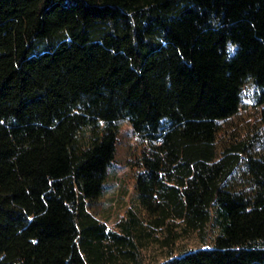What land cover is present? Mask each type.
<instances>
[{"label":"trees","instance_id":"1","mask_svg":"<svg viewBox=\"0 0 264 264\" xmlns=\"http://www.w3.org/2000/svg\"><path fill=\"white\" fill-rule=\"evenodd\" d=\"M247 77L258 122L227 131ZM120 117L146 222L111 227ZM209 225L155 264H264V0H0V264H142Z\"/></svg>","mask_w":264,"mask_h":264},{"label":"rangeland","instance_id":"2","mask_svg":"<svg viewBox=\"0 0 264 264\" xmlns=\"http://www.w3.org/2000/svg\"><path fill=\"white\" fill-rule=\"evenodd\" d=\"M254 91L255 85L251 78L247 77L240 85V107L233 115L222 121L227 131L258 122L257 106L252 103ZM115 125L117 132L114 156L107 166L103 189L89 207L95 215L104 219L111 227L115 226L120 217L126 215L128 209L137 212L142 221L146 222V215L140 206L135 188L134 173L137 167L132 162L133 157L141 151L146 141L134 131L128 118H117ZM207 229L208 232L204 238L197 231H191L187 235L178 233L170 246L161 241L165 234L164 229L154 231L158 237L150 238L142 244V264H155L161 261L169 254V249L172 254H177L184 249L211 244V233L213 234L216 228L209 225ZM175 230H180V227L176 226Z\"/></svg>","mask_w":264,"mask_h":264}]
</instances>
